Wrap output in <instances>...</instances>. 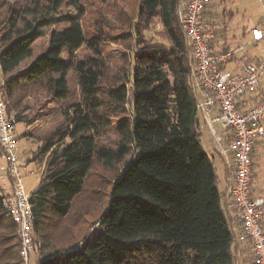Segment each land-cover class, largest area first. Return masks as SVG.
Here are the masks:
<instances>
[{"label": "trees", "instance_id": "16d2710c", "mask_svg": "<svg viewBox=\"0 0 264 264\" xmlns=\"http://www.w3.org/2000/svg\"><path fill=\"white\" fill-rule=\"evenodd\" d=\"M181 1L137 0L134 18L121 10L106 8L113 0L88 1L94 7L95 23L106 29L108 37L128 43L117 72L106 75L109 78L103 85L105 68L107 73L111 72L108 63L112 61L115 67L118 59L105 60L103 40L97 35L86 39V6L78 0H24L20 6L0 0L3 77L32 55L34 43L45 35L56 15L66 7L76 11L67 18L69 26L52 38L40 56L16 77L0 83V98L7 116L26 125L30 123L26 98L41 93L59 98L65 93L69 67L80 90L79 101L60 110L57 125L37 137L39 146L32 160L44 165L38 186L29 195L35 264H167L175 244L159 253V261L146 260L160 245L151 224L165 217L171 203L183 193H189L193 201L197 199L202 191V173H206L213 220L223 241L204 244L198 264H234L230 248L238 228L228 214L225 197L218 191L216 174L201 145L202 122L197 115L192 57L178 15ZM156 24L160 31L155 34L162 36L166 44L145 36ZM86 41L89 54L62 64L60 55L65 47L75 52ZM123 89L128 96L120 103L116 95ZM90 93L92 97L87 99ZM140 97L150 117L148 135L136 130L142 122L137 106ZM104 125L117 133L132 129L127 147L134 169L124 174L113 194L114 183L127 158L120 161L111 174L113 182L101 215L92 222L98 227L87 235L83 232L86 214L74 210V206L95 173L96 162H103L99 144ZM22 135L28 137L31 133L26 130ZM17 231L18 225L0 193V264H24ZM103 249L111 256L105 255ZM234 252L241 260L238 244ZM64 259L66 263H62ZM241 262L253 264L251 252L249 261Z\"/></svg>", "mask_w": 264, "mask_h": 264}, {"label": "rangeland", "instance_id": "374dc122", "mask_svg": "<svg viewBox=\"0 0 264 264\" xmlns=\"http://www.w3.org/2000/svg\"><path fill=\"white\" fill-rule=\"evenodd\" d=\"M13 6H20L24 0H10ZM89 0H78L84 7L86 6L85 19L86 23L83 25V30L86 34V39L89 40L91 36L97 35L102 41L101 47L103 49V55L105 60L118 59V64L114 67L111 61L107 65L111 72L107 73L105 68V80H102V84L106 85V81L113 72L116 73L120 66L123 52L128 49V43L126 40H114L108 37L106 29H101L100 25L95 23L96 16L93 13L94 7L89 6ZM86 4V5H85ZM137 7V0H113L108 7L110 9L121 10L124 14L130 15L134 18V12ZM76 14L74 8L66 7L62 13L54 17L55 21L46 30L43 37L39 38L33 45L32 55L25 59L20 66L12 73L2 76L0 74V83H4L11 77H16L22 72L32 61L40 56L50 45L53 37H56L60 32L69 26L67 18ZM206 19L212 20L220 28L223 37H226L230 41L235 37H243L246 32L249 33L253 26L264 27V0H210L209 12L206 14ZM160 31L158 24L152 28L151 31L145 33L146 37H150L153 41L166 44V40L156 32ZM87 32V33H86ZM114 33H112L113 35ZM246 41L247 37L244 38ZM88 41L75 52H70L69 48L65 47L60 55L62 64L68 65L70 59L80 60L90 51L86 46ZM250 57L264 56V42L259 45L250 46L246 52ZM227 69H232L228 66ZM13 87H17L16 83H13ZM41 93V92H40ZM30 94V93H29ZM128 94L126 89H123L116 95V99L120 103L126 101ZM91 93L87 95V99L91 98ZM80 90L77 83L76 75L72 68L67 69L65 79V93L59 98H51L50 95L41 93L38 95H30L26 98V103L30 106L29 124L23 122H17L14 125L15 134V148L17 157L22 162L20 172L22 176V185L27 195H30L36 190L39 179L42 173L43 165L32 160L33 153L39 146L37 137L46 132L52 130L60 120L59 112L71 102L79 101ZM142 97L138 101V112L140 113L141 121L138 123L137 132L142 135L150 134V129L147 124L150 117L147 115L148 111L141 105ZM144 120V121H143ZM216 129H220L216 126ZM29 130L30 136L24 137L22 134L24 131ZM104 135L99 146L102 147V153L100 155L103 162H96L97 167L95 173L90 176L86 189L82 196L76 200L74 210L78 209V212L85 213L86 226L84 231L86 234H90L98 225H92L93 220L99 218L108 199L109 192L111 190L113 178L111 174L115 172L116 167L120 165V161L127 158L125 166L119 171L118 178L115 181L113 187V194L115 193V186L124 176V174L134 169V162L128 158L130 149L127 147L131 133V128L121 129L118 133L111 130L107 126H103ZM203 136L201 138V145L207 151L208 159L213 163L218 180V188L222 190L225 184V170L223 161L221 158L213 152L211 147L210 137L208 132L203 129ZM142 140V138H141ZM145 142V140H144ZM263 148L259 152L258 160L254 163L256 178L259 179L261 185H263L264 179V140L260 141ZM3 162V161H1ZM258 162V163H257ZM258 167V169H257ZM230 168L228 172L230 173ZM232 169V168H231ZM257 169V170H256ZM227 172L228 176L230 174ZM206 173H202L201 187L202 191H199V197L193 201L189 193H183L179 198L171 203L169 212L165 217L156 220L151 224V229L157 231L156 238L159 240L160 245L152 255L147 256L146 260H158L161 259L162 251L175 244L173 257L167 262V264H198L200 248L204 244L216 242L221 243L223 241L221 230L216 222H214L213 201L207 194L206 190ZM254 174V176H255ZM232 176V175H231ZM0 183L2 179L6 178V173L0 169ZM205 186V187H204ZM97 188H100L97 191ZM264 188V187H263ZM222 195L223 191H219ZM93 196L96 198H93ZM88 199V200H87ZM95 199L96 203L93 204ZM99 201V202H98ZM86 203H90L89 205ZM190 210V211H189ZM222 210H224L222 208ZM233 215H236L234 210H231ZM233 223L238 227L239 223L234 218ZM87 234V235H88ZM105 249H103L104 251ZM241 252V260L247 259L249 261L250 251L248 248L239 245ZM105 255L111 256L104 251ZM63 258V256H60ZM157 258V259H156ZM234 264L237 263V257L233 256ZM145 260V262H146ZM36 259L33 252L29 254V264H35ZM66 263V259L62 263ZM242 263V262H241ZM51 264V263H47Z\"/></svg>", "mask_w": 264, "mask_h": 264}, {"label": "built area", "instance_id": "2783aa9c", "mask_svg": "<svg viewBox=\"0 0 264 264\" xmlns=\"http://www.w3.org/2000/svg\"><path fill=\"white\" fill-rule=\"evenodd\" d=\"M207 0H182L178 10L185 40L190 47L192 73L198 92L197 115L216 143L222 141L215 125L230 134L226 149L230 153L233 180L226 190L227 208L236 212L239 226L231 244L232 256L238 244L248 248L253 264H264V195L253 196V152L264 140V56L250 57L245 52L252 45L264 42V27H253L247 42L221 51H214L211 40L213 26L205 22ZM232 65V69H227ZM14 118L6 114L0 98V159L6 173L0 193L9 214L18 225L20 252L29 264L33 249V212L29 195L24 191L15 148ZM228 158V156H227ZM235 230V229H234ZM237 257V256H236ZM237 263L242 264L239 257Z\"/></svg>", "mask_w": 264, "mask_h": 264}, {"label": "crops", "instance_id": "0c3cea01", "mask_svg": "<svg viewBox=\"0 0 264 264\" xmlns=\"http://www.w3.org/2000/svg\"><path fill=\"white\" fill-rule=\"evenodd\" d=\"M209 5H210V0H207L204 20H205V22L211 23L212 26H213L214 37L211 40V47H212V49L214 51H221V50H226V49H229V48H233L236 45L241 44V43H245V42H247L249 40V38H250V31H249V33L246 32V35H245L247 37L246 41H243V40H245L244 39L245 36L238 37V38L234 36V38H232L230 41H228L229 39H227L226 37H223V34H221L220 28L215 24V22L212 21V20L206 19V14L209 12ZM253 27H256V26H253ZM230 66L233 67L232 65H230ZM216 126H219L220 127L219 131H218V129H216ZM203 129H205L208 132V135L210 137L211 147L213 148V152L211 151L210 153H212V154L215 153L223 161L224 170H225V184H224V188L222 190H219L218 185H217V188H218V191H223V194L222 195H224V197H225L226 190H227L228 186L232 183V180H233V171L231 169L232 166H229V164H231V162L230 163L227 162V160L228 161L229 160L231 161V159H230V153H228V152H226V154L225 153H222L221 152V149L222 148L223 149H226L227 144H228V142L230 140V138H229L230 134H229V132L227 130L223 129L220 125H218V124L215 125V130L217 132V135L221 136V138H222V141L218 144L215 141L216 140L215 139V136H213L208 131V129L206 128V126H204L203 123H202V127H201L202 136H203V131H202ZM202 136H201V138H202ZM202 148H203V146H202ZM261 148H263V146H262V144H260V142H258V144L256 145V147L254 149L253 156H252L253 157V170H254V163H256V161H259L258 160V156H259V152L262 151ZM203 150H204V152L207 155V151L204 148H203ZM227 156H228V158H227ZM207 159H208V155H207ZM1 161L2 160L0 159V167L1 166H4V162H1ZM208 161H209V159H208ZM210 164H211V166H212V168H213V170L215 172V168L213 166V163L210 162ZM229 167H231L230 168V173L228 172ZM257 169H258V167H257ZM227 172L230 174V177H232V178H226L228 176ZM215 174H216V172H215ZM254 174H255V170H254ZM256 175H257V171H256L255 176L253 175V178H252V182H251V193H252L253 196H263L264 195V188H263L264 187V179H263V182H262L263 185H261L259 179L256 178ZM216 177H217V175H216ZM0 180H1V178H0ZM217 183H218V180H217ZM225 202H226L225 205H227V198L226 197H225ZM223 208H225V206ZM228 212H229L228 214H229V216H231L232 220H234V218L237 219L236 218V215H233V213L230 212V211H228Z\"/></svg>", "mask_w": 264, "mask_h": 264}]
</instances>
